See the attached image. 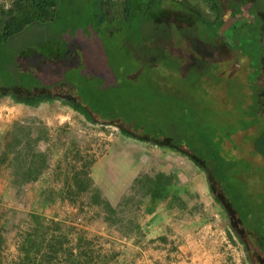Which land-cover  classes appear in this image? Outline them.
Listing matches in <instances>:
<instances>
[{"label": "rangeland", "instance_id": "obj_1", "mask_svg": "<svg viewBox=\"0 0 264 264\" xmlns=\"http://www.w3.org/2000/svg\"><path fill=\"white\" fill-rule=\"evenodd\" d=\"M95 1L56 0L49 20L9 36L0 46L4 72L11 73L12 66L18 71L20 59L38 53L70 66L64 74L72 86V73L92 85L122 82L126 89L117 91L124 100L114 109L144 122L141 132L152 136L173 128L186 139L204 137L214 145L234 144L231 135L248 128L244 135L264 131V17L250 2L218 0L223 27L193 28L181 20L179 28L175 16L185 19L194 9L208 15V6L200 0H129L123 11L122 0H112L102 22ZM13 2L0 0V9ZM184 33L204 46L196 44L199 51L191 52ZM174 35L184 43H172ZM103 69L110 76L96 73ZM217 76L220 85L214 87ZM221 76H233L237 88ZM62 91L75 95L72 88ZM93 118L62 97L27 101L0 94L3 262L17 259L23 232L36 214L58 222L69 245H77L80 236L99 245L104 257L93 264H264L263 162L255 158L258 167H252L239 156L246 153L241 146H231L224 155L238 163L226 169L225 194L181 152L101 123L108 120L101 115ZM32 151L46 154L45 167L35 181L19 185L18 166L38 161ZM85 172L91 180L87 191L81 186ZM157 173L170 175V184L160 197L143 195ZM94 190L114 207L116 222H107L103 205L93 204ZM223 194L246 218L245 226ZM255 225L261 230L257 236Z\"/></svg>", "mask_w": 264, "mask_h": 264}, {"label": "trees", "instance_id": "obj_2", "mask_svg": "<svg viewBox=\"0 0 264 264\" xmlns=\"http://www.w3.org/2000/svg\"><path fill=\"white\" fill-rule=\"evenodd\" d=\"M110 1L112 0L95 1L96 4L100 5L99 8H102V13H99V16L101 17L100 21L102 22L108 18L107 12L109 9L107 5ZM200 1L204 2L205 5H207L213 13H215L214 20L206 22V26H209L210 23L216 24L220 21V9L217 1ZM55 2L56 0H14L10 8H7L6 10L0 9V46L7 41L9 36L22 30L25 25L34 21L49 20L52 14L49 10L53 8L52 6H55ZM122 2L124 6L123 11H125L127 10L125 4L127 5L129 0H122ZM253 2L254 1H252V4L250 5L252 7L251 9H253L254 13L257 15L260 14L264 17V9L261 7L264 5L262 4L263 2H255V4ZM162 10L164 11L166 9H161V12H163ZM185 14H187L185 19L176 18L174 20L175 23L179 25L181 20H184L187 24L196 23L195 15L193 16L190 13ZM198 20L201 21L200 18H198ZM20 60L21 64L17 67L18 71L15 70V66L11 67L12 78L8 75L11 73H5L2 65H0V81L4 79L9 80L10 78L8 83L0 85V94L13 95L18 100L27 101L44 97H62L63 99L71 102L75 107H78L86 112V114H88L93 121L97 120L93 118L95 115H101L104 119H108L106 121L100 120L101 123L107 122L109 124L117 125L122 131H124V133L134 138L146 140L156 145L181 152V154L189 157L205 172L212 187L218 186L223 193L225 192V194L227 193L225 181L226 169L233 165L236 166V163H238L237 160H229L228 162L226 159L227 157L224 155L225 152H228L231 146H241L246 153L243 152L239 156L250 163L252 167H258L257 162L260 163V161L264 164V131L256 133L252 136L244 135L245 131L249 129L248 128L243 130L244 132L231 135V141H234V144H230L229 140L224 143L221 140L218 144L214 145L209 140H205L204 137L186 139L181 135H178L173 128H171L166 134L159 132L158 134H154L152 136L146 132H141L142 127L145 126L144 122L142 124L139 122V119L136 120L132 116H126L124 112H121L122 110L120 112H116V109H114V103H119L124 100V98L117 91V89L120 90L121 88L126 89L123 87L124 83L120 82L113 85L111 79L106 78L105 80H109L107 83L100 82L99 84L96 83L92 85L87 83L86 79L84 81L78 80L77 73H72L69 75L72 77L73 83L75 84L72 86L70 80H67V77L64 74L70 66H57L61 59L57 60L58 63H56V65L50 59H46L43 56L40 57V54L34 53L31 57H26ZM101 72L110 76V72L106 69L97 71L96 73L103 74ZM86 74L89 76V73ZM23 75L28 77V80H24L22 77ZM218 77L220 76H217V80L215 84H213L215 85L214 87L220 85ZM221 77L223 80L227 79V81L230 82L232 89L237 88L236 85L232 83L231 78H233V76ZM80 82H82V84H80ZM86 84H88V87ZM64 87L74 89L75 95L63 92L62 89ZM219 94L221 96L224 94L226 95V93L222 90ZM245 104L247 105L246 101ZM124 124L125 126H123ZM31 157L35 159L37 157L38 161L35 162L33 159H30L24 167L18 166V173H16L15 182L19 185L35 181L40 175L42 169L45 167L46 154L42 152L34 153L32 151ZM250 157H252L253 160L249 159ZM255 158L257 160L256 166H254L253 163L255 162ZM37 162L40 163L39 166L36 165ZM1 164H3L2 159H0V166ZM85 177V185L81 186L82 190L87 191V188L91 186V180L87 172H85ZM170 181L171 176L163 173H157L153 177H149L148 185L145 189L146 192L143 195L150 194L153 197H160L165 187L170 184ZM233 193L235 194V192ZM225 194H223V198L226 200L225 202L231 206L236 220H238L240 225L245 226L247 223V221H245L246 218L240 214L236 207L234 208L232 206ZM92 197L94 200L93 204L96 206L100 204L103 205L104 210L107 213L104 219L109 223L116 222L115 219H112V216H115L116 213L110 202L103 199L96 190L93 191ZM221 200L222 199L220 198V203L226 208L227 205H225ZM30 217L31 222L29 223V227L23 232L22 240L18 245L19 255L17 259L11 261L10 263H5L1 259L4 237L3 225L0 217V264H93L97 260L101 261L103 259L104 256L101 252L102 248L99 245H95L92 239L80 236L77 239V245H69L70 239L67 234L62 231L58 222L53 219L46 220L36 214H32ZM129 223L131 222L129 221ZM253 229L255 236L260 234L261 230L259 225H255V228ZM236 231L239 233L237 229ZM263 244L260 243L259 247H262ZM261 250L262 256L264 257V248H261Z\"/></svg>", "mask_w": 264, "mask_h": 264}, {"label": "crops", "instance_id": "obj_3", "mask_svg": "<svg viewBox=\"0 0 264 264\" xmlns=\"http://www.w3.org/2000/svg\"><path fill=\"white\" fill-rule=\"evenodd\" d=\"M217 1V3H218V0H216ZM248 2H250L249 0H247ZM247 1H245V2H247ZM172 3H174V2H172ZM254 4H255V2H253ZM250 4H252V1L250 2ZM207 6V5H206ZM218 6H219V9H220V21H218L216 24H217V27L219 26H224V22L222 21V12H221V7H220V5H219V3H218ZM208 8V7H207ZM194 9V8H193ZM209 9V8H208ZM210 10V9H209ZM169 11V10H168ZM194 14H192L193 16L195 15L196 16V25L194 24V26H193V28H196V27H200V26H202V25H204V26H206V22H208V21H212V20H214V18H215V13H213V11H211L210 10V12L209 11H207V13H208V15H204V14H199L198 12H197V9L195 10L194 9ZM210 14V15H209ZM205 16V17H204ZM263 17V16H262ZM176 18H180L179 16H175L173 19L175 20ZM198 18H200L201 19V21H199L198 20ZM173 20V22H175ZM198 24H200V25H198ZM215 24V25H216ZM211 25V24H210ZM209 25V26H210ZM176 26H178L179 28H182V27H180L178 24H176ZM186 29V28H185ZM176 37V39H174L173 41H172V43H178V44H181L182 45V43H184L181 39H180V37H178L177 38V36L176 35H174L173 36V38H175ZM182 37H184L186 40H188V42L190 43V51L192 52V50H194V49H196V50H198L199 51V49H197V46H196V44H198V45H200L201 47H203L204 45L201 43V41L197 38V37H192L189 33H184L183 35H182ZM196 46V47H195ZM205 49V48H204ZM201 51V50H200ZM203 51V50H202ZM201 51V52H202ZM234 56V55H233ZM233 56H232V58H233ZM216 65V64H215ZM216 67H217V65H216ZM167 148V147H166Z\"/></svg>", "mask_w": 264, "mask_h": 264}]
</instances>
